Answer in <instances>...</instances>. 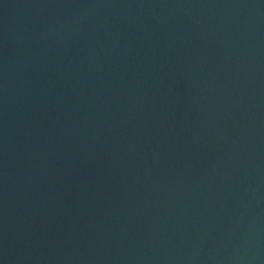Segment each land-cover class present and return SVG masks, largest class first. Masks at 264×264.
Wrapping results in <instances>:
<instances>
[{
    "label": "water",
    "instance_id": "1",
    "mask_svg": "<svg viewBox=\"0 0 264 264\" xmlns=\"http://www.w3.org/2000/svg\"><path fill=\"white\" fill-rule=\"evenodd\" d=\"M0 264H264V0H0Z\"/></svg>",
    "mask_w": 264,
    "mask_h": 264
}]
</instances>
